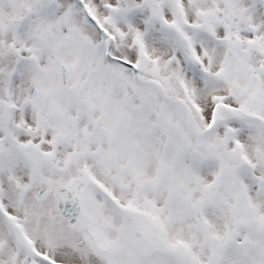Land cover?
<instances>
[{
	"label": "snow or ice",
	"instance_id": "snow-or-ice-1",
	"mask_svg": "<svg viewBox=\"0 0 264 264\" xmlns=\"http://www.w3.org/2000/svg\"><path fill=\"white\" fill-rule=\"evenodd\" d=\"M0 264H264V0H0Z\"/></svg>",
	"mask_w": 264,
	"mask_h": 264
}]
</instances>
